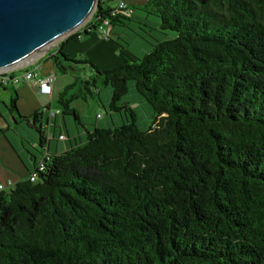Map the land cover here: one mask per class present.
Segmentation results:
<instances>
[{
    "label": "trees",
    "instance_id": "16d2710c",
    "mask_svg": "<svg viewBox=\"0 0 264 264\" xmlns=\"http://www.w3.org/2000/svg\"><path fill=\"white\" fill-rule=\"evenodd\" d=\"M145 8L176 37L143 59L124 50V65L101 70L72 59L64 43L52 56L66 73L70 63L90 65L113 88L111 110L130 120L52 155L37 182L0 191V264H264V0ZM131 19L99 0L72 39ZM97 81L70 100L68 87L62 115L80 123L72 102L94 95ZM129 81L156 115L148 131L119 105ZM10 112L42 118L20 116L16 98Z\"/></svg>",
    "mask_w": 264,
    "mask_h": 264
},
{
    "label": "crops",
    "instance_id": "0c3cea01",
    "mask_svg": "<svg viewBox=\"0 0 264 264\" xmlns=\"http://www.w3.org/2000/svg\"><path fill=\"white\" fill-rule=\"evenodd\" d=\"M115 1L103 0V3L105 7L115 9L116 6L112 4ZM125 1L130 8L135 5L146 6L149 2V0ZM135 15L133 13L131 18ZM159 25H157V28H159ZM116 32L115 26L112 27V34L109 40L105 39L99 31L98 33L94 32L91 38L79 37L72 39L71 36L63 42L65 44L64 51L72 59L78 61L89 60L104 70L122 66L126 63L122 56L125 49L118 39H113V35ZM60 45L48 53L34 58L29 64L30 69L37 71L39 78H44L51 74L56 75L53 95L43 94L39 90L36 80L23 83L16 89L0 90V186L5 185L6 190H10L16 184L27 180L46 155L62 154L73 147L74 142L72 139L70 141L59 139L60 136L64 135L62 124L67 132L71 134L72 129L69 120L63 118L61 121L60 115L51 117L50 113L51 110H61L59 107L56 108L53 102L56 96L61 94L66 83L65 78L58 76L57 68L52 60V56L57 53ZM14 98L17 99V109L20 116L29 118L36 113H40L42 114L40 123L36 125L31 119L19 120L11 112L10 114L3 113L2 105L10 110ZM112 123L114 124L113 118ZM97 126H102L100 120ZM103 126L111 127V123H105ZM40 128L44 137L51 133L54 136L53 139L49 142L46 139L42 141L38 131Z\"/></svg>",
    "mask_w": 264,
    "mask_h": 264
},
{
    "label": "rangeland",
    "instance_id": "374dc122",
    "mask_svg": "<svg viewBox=\"0 0 264 264\" xmlns=\"http://www.w3.org/2000/svg\"><path fill=\"white\" fill-rule=\"evenodd\" d=\"M112 4L117 7V5L119 4V0L112 2ZM131 10L136 15L129 22H127L126 26H115L117 32L114 33L113 39H118L119 43L124 46L125 52L133 57V59H135L136 61L143 59L151 51V44H155L157 41L170 40L176 37V34L173 32L164 34L159 32L157 25L161 23L160 18L157 15L153 14L151 11L147 10L145 6L135 5L131 7ZM91 19L82 24L72 34L58 40L44 52L38 54L36 57L46 54L49 51L57 48L69 37L84 30ZM118 33H120V35H118ZM84 38H91V36ZM68 67H70V65ZM97 67L101 69L99 66ZM57 73L59 77L65 78L66 81L65 88H63L61 94H63L68 87L75 84V87L72 88L66 96L68 100H70L73 96L78 95L80 91L85 88V81L94 78L98 80L96 87V89L99 91L98 92L96 90L98 93L96 92L94 95L85 94L79 96L78 99H75L72 102L71 106L78 113L80 117V123L76 120L74 115H60L59 117L61 121L63 120V118H66L70 122L72 129L71 134L67 132L63 124L61 125V127L67 140L70 141V139H72V141L74 142L73 146L87 142L89 134L96 129H112L114 127L122 126L130 120V116L128 115V113L113 112L111 110L113 88L110 85H105L103 79L101 77H98L94 73V70L90 65H82L78 68L76 67L75 70L72 68L68 70L67 73L62 67H60L57 68ZM61 94H58L55 98V101L53 102V105L56 108L59 107L60 109H62L59 104V98ZM119 105H127L134 110L136 114V125L140 130L148 131L153 127L156 115L150 104L139 94L136 88L135 81L128 82V94ZM2 112L10 114V110L6 109V106L4 105H2ZM15 116L16 118H18L16 114ZM112 118L114 119V124L112 123ZM99 120L102 125L100 127L97 126ZM108 122L111 123V127L103 126ZM75 139H77V141H75Z\"/></svg>",
    "mask_w": 264,
    "mask_h": 264
},
{
    "label": "water",
    "instance_id": "95a60500",
    "mask_svg": "<svg viewBox=\"0 0 264 264\" xmlns=\"http://www.w3.org/2000/svg\"><path fill=\"white\" fill-rule=\"evenodd\" d=\"M99 0H0V73L17 69L90 20ZM69 64V62H66ZM65 69L80 65L70 63Z\"/></svg>",
    "mask_w": 264,
    "mask_h": 264
},
{
    "label": "built area",
    "instance_id": "2783aa9c",
    "mask_svg": "<svg viewBox=\"0 0 264 264\" xmlns=\"http://www.w3.org/2000/svg\"><path fill=\"white\" fill-rule=\"evenodd\" d=\"M108 1H112V0H108ZM115 13L124 15L126 17L133 16V11L130 9V7L128 6L125 0H119V4L115 8ZM98 31L104 36L105 39L109 40L112 34V25L110 21L105 20ZM30 63L31 62H28L25 65L17 69H14V70H11L5 73H0V89H5V88L6 89H10V88L16 89L19 85L23 83H28V82L36 80L38 83V88L43 94L53 95L56 75L51 74L44 78H39V74L37 73V71L29 68ZM50 113H51V117H56L58 115H61L62 111L61 110H57V111L51 110ZM53 137H54L53 134L50 133L46 137L47 142L51 141ZM59 139L62 141L67 140L66 136L64 135L60 136ZM50 157H51L50 155H46L43 158V160L39 163L37 169L29 177L31 182L38 181L39 174L40 172L45 171L46 164L50 160ZM5 189H6L5 185L0 186V191L5 190Z\"/></svg>",
    "mask_w": 264,
    "mask_h": 264
}]
</instances>
